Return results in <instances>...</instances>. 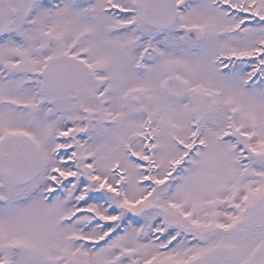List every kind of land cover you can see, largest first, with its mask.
<instances>
[{
	"label": "snow or ice",
	"instance_id": "1",
	"mask_svg": "<svg viewBox=\"0 0 264 264\" xmlns=\"http://www.w3.org/2000/svg\"><path fill=\"white\" fill-rule=\"evenodd\" d=\"M0 264H264V0H0Z\"/></svg>",
	"mask_w": 264,
	"mask_h": 264
}]
</instances>
